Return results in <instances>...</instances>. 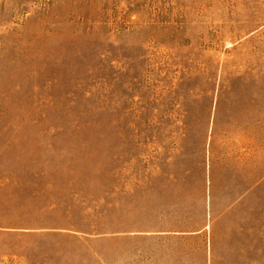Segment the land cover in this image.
Instances as JSON below:
<instances>
[{
    "label": "rangeland",
    "instance_id": "374dc122",
    "mask_svg": "<svg viewBox=\"0 0 264 264\" xmlns=\"http://www.w3.org/2000/svg\"><path fill=\"white\" fill-rule=\"evenodd\" d=\"M0 264H264V0H0Z\"/></svg>",
    "mask_w": 264,
    "mask_h": 264
}]
</instances>
